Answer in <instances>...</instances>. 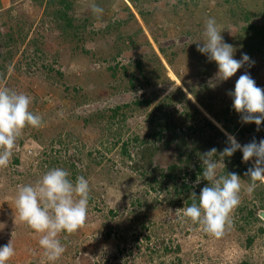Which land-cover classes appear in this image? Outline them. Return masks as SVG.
Wrapping results in <instances>:
<instances>
[{
    "label": "rangeland",
    "instance_id": "rangeland-1",
    "mask_svg": "<svg viewBox=\"0 0 264 264\" xmlns=\"http://www.w3.org/2000/svg\"><path fill=\"white\" fill-rule=\"evenodd\" d=\"M68 1L71 3L69 10L76 19L74 24L71 27L67 26L68 29L65 30L59 27L55 21L54 14L56 10L54 7H50L47 12L44 4L37 5L34 0H0V32L3 36L8 32L13 34L10 47L11 51L14 52L13 60L4 62L5 64H3L4 59L0 56V86H6L31 97L30 111H34V114L39 115L45 121L41 127V132L49 140L53 129L65 135L73 129L79 130L84 124L87 125L86 130L83 132L84 138L81 137L82 141L76 139V145L84 143V146H79V150H77V148H74V144H70L72 146H66L64 150L68 149L67 153L70 159L80 162L78 163L80 170H78L77 175L84 176L89 184L92 183L91 195L106 199V201L99 204L100 212L94 208V205H88L85 225L76 233L68 235L67 239H65L66 233H61L58 236L65 247V252L54 264H181L178 262V257H184V264H239L246 251L253 253L254 260L257 258L256 264H264V231L261 230V228L264 229L263 222L252 223L246 233L237 230L236 226L232 225L226 230L223 237L219 239L211 237L203 231L202 227L193 225L188 218H185L182 210L177 211L187 206L185 200L181 199L183 195H177L175 186H172L169 191L162 189L160 192H153L147 198H141L142 202L147 205L142 208L135 207L134 209H137V212H131L133 207L130 202L132 200L136 201L139 191L147 185L136 172L121 163L117 152L120 145L114 148L112 138H115L117 134V138L122 137L124 139L129 135L131 136L133 130H138L136 133L149 141L156 125H150L146 120V114L130 115L132 113L130 110L128 111L130 118L126 123L122 122L123 119L112 121L109 116H104L105 113L102 111L98 115V109L100 111L109 102L113 103L116 100V96H111L112 98L108 102L104 97L109 92L104 88L99 90L100 94L96 100L82 98L80 101L77 99L79 96L73 98L70 93L65 92L62 88V86L70 85V78H76L91 87L89 88L91 90L85 93L88 94L96 89L98 84L102 83L100 76L109 74V64H103L104 57L112 49V45L107 41L109 38L113 41L118 38V43H121L122 49L129 53L134 51V55L137 53V57L138 51L143 48L145 55L148 54L150 47L145 48L144 46V41L148 39L151 46L155 48L163 60L166 75L172 82L168 89H164L163 96L173 88L180 87L202 111H205L187 88L192 83L199 91L206 90L207 94L216 93L221 84L216 76L217 71L213 68L207 74H204L203 78L196 75L192 76L196 67L197 69L202 67L199 61L202 53L199 52V57H194L193 64L179 66L177 57L178 68L174 72L169 67L167 59L161 54L154 34H159L165 27L168 31H173L175 27L178 28L181 25L189 28L196 27L197 31L200 29L204 33L206 19L215 18L222 32L224 42L232 45L235 49L234 58L240 60L242 54L246 53L251 58V62H254L251 65L245 64L241 68V73H237L225 82L234 89L240 74L248 72L256 81L257 86L264 89V52L257 51L253 54L248 51L241 52L238 49L239 44H232L241 35L246 34V30L243 28L249 23L264 26V0H240L238 2L237 7L240 10L238 9L236 15H240L245 9H250L249 21L232 16V8L236 7L233 0ZM129 4L135 9L139 23L124 24L123 30L120 31L121 34L117 33L118 36L114 31L115 29H113L114 34L112 35L95 34L91 38L88 33L95 28L90 26L87 34L84 35L80 32L83 28L82 22L89 24V19L95 21V26L99 24L105 26L111 19L116 21L119 13L125 14V6H130ZM161 4L166 7L165 11L168 10L169 14H173V22H175L173 25L168 24L169 22L160 21L159 17L156 16L155 7ZM94 5L103 6L101 8L104 11L99 17L94 16L91 11ZM23 11L25 12L23 13ZM141 11H145L149 23L152 24V22L158 21L155 24L156 28L151 30L150 27H147L145 24L146 19L140 17ZM24 17L28 18V22L33 24L31 27L22 26ZM139 26L144 29L142 34L138 32ZM64 30H69V38L64 36ZM172 35H176L177 38L175 40L176 46L168 50L171 58L174 59V53L176 56L181 54L183 52L181 51L182 48L184 55L192 54V52L189 53L191 48L197 49L200 35L178 34L175 32H172ZM132 37H135L136 45L130 43ZM202 44L203 41H201V46ZM2 46L4 50L0 51L3 53L7 51V48L4 45ZM7 55L8 52L6 54L8 58ZM148 56H146V63L149 61ZM2 64L4 68L1 66ZM256 72L257 74H255ZM124 80L128 83L129 79L124 78ZM117 93H120V91H117ZM125 93L128 96L131 95V91H125ZM111 94L114 95L115 93L112 92ZM222 96L224 106L232 102L229 95ZM161 100H163V97L157 99L156 104ZM205 114L223 129L222 125L215 121L207 111H205ZM90 116L93 117L88 122L85 117L89 118ZM93 122L101 127L110 128L113 136L111 138L105 137L100 142L99 130ZM60 138L57 137L56 139ZM235 138L237 139L236 136ZM253 138L258 142L264 139V133L254 135ZM120 141H122L121 138ZM28 144H31V142ZM92 149L105 150L108 153V159L114 158V164L102 162L96 169L91 168L89 171L86 156ZM45 150H47L45 146L38 142L31 144V146L27 145L24 150H19L20 169H29L32 175L17 184V186L11 179L12 174L10 171L12 168L9 165L7 168H2V170L0 168V246L7 244L14 232L13 247L15 255L7 264H10L11 260L14 264H49L44 256V250L39 245L42 234L36 233L19 220L15 205L18 188L36 183L45 172V167L42 168L44 158L39 161L33 156V154H40ZM105 168H113V174L108 173L107 175ZM110 176L115 179L114 184L107 181ZM203 181L201 179L199 184L193 182V192L200 191L207 185V182ZM187 183H189V180H187ZM249 184L250 181L246 176L241 177L240 204L234 209L235 211H238L241 205H248L249 208L257 207V197L261 196L264 184L259 185L251 194L246 191ZM130 185L131 189L127 192L126 188ZM180 186L178 185L179 188ZM100 194L103 197H100ZM172 199L174 203L170 202ZM112 209L115 211L116 216L109 215L110 219L105 221V215ZM246 212L247 210L244 211V213ZM234 215L235 213L231 214V221L232 218H235ZM142 223H145L146 228L142 227ZM110 227L116 230H114V234L109 236L107 233ZM135 231L138 235L134 234ZM248 237L255 240L251 250L246 249L244 246ZM178 243H181L180 251L176 248L179 245ZM166 246H172L173 250L168 252L165 249Z\"/></svg>",
    "mask_w": 264,
    "mask_h": 264
},
{
    "label": "trees",
    "instance_id": "trees-1",
    "mask_svg": "<svg viewBox=\"0 0 264 264\" xmlns=\"http://www.w3.org/2000/svg\"><path fill=\"white\" fill-rule=\"evenodd\" d=\"M34 1L35 3H37V5L44 4L47 12L50 7L55 8L56 11L54 17L59 27H62L66 30L68 29L67 26L71 27L74 24V20L76 18L69 10V6L71 4L70 1ZM100 1L101 0H99V2ZM239 1L240 0H233V2L236 4V7L232 8V16H235L236 18L241 17L244 20L249 21L248 15L251 12L250 9H245V12L243 11L240 15H236L239 9V7H237ZM102 4L103 6H105L104 3ZM103 6L101 5V7ZM155 8V14L159 17L160 21L169 22L168 24L170 25H173L175 23L173 22V14H169L168 10L165 11V6L161 4L157 5ZM125 9V14L119 13L116 21H112L111 19L105 26L100 24L95 26V21L91 19H89L90 25L85 24L86 22H82L83 28L80 30V32L84 35L87 34V30L90 26L92 28H95L92 29L90 33H88L91 38H93V35L95 34L112 35L114 34V31L116 35L117 33L121 34L120 31L123 30L124 24L139 23V19L136 16L135 9L128 5L125 6ZM24 12L25 11H23V13ZM140 17L146 19H144L146 22L145 24L147 25V27H150L151 30L152 28H156L155 24L158 21L156 20L154 21V23L152 22V24L149 23V20L147 19L148 16L145 11L140 12ZM22 21V26L31 27L33 25L32 23L28 22V18L26 17H24ZM97 23L98 21L96 22V24ZM113 29L115 30L113 31ZM243 29L246 30V34L243 36L241 35L238 40H236L232 44H239L240 46L238 49L241 52L248 51L252 54L256 53L257 51L264 52V26H260L256 23H249ZM65 30L63 31L65 32L64 36L66 38H69V30ZM138 32L141 34L144 32L142 26H139ZM172 32L178 34H198L200 35L198 41L200 45L201 41L204 40V33L200 29L197 31L196 27L189 28L183 27V25H181L178 26V28L175 27L173 31H168V29L165 27L159 32V34H154L155 41L159 46L161 54L167 59L169 67L175 72L177 71L178 65L180 66L182 64H193L195 59L194 57H199V51H197V49L194 50L193 48H191L189 53L192 52V54L188 53L189 55H184V50H182V48L181 51L183 52L181 54H178L176 56V54L174 53V59L171 58L168 50L176 46L175 40L177 38L176 35H172ZM12 37L13 34L9 32L4 36L0 32V50H4V47L2 45L7 48V51L3 53L0 51V56L4 59L3 64H5L4 62H9L14 58V52L11 51L10 47ZM24 38L25 36L22 39L24 40ZM134 38L135 37H132V39L130 40V43L132 45H136V39ZM124 40L126 41L127 39ZM107 41L112 45V49L108 51L106 57H104L103 59V64H109V74H105L106 77L100 76V79L102 78V83L98 84V86H96V89L88 94L85 93L88 90L90 91L91 89L89 88L91 87L87 83L81 80H77L76 78H70V85H66V87L62 86V88L65 92L70 93L73 98L75 96H79V98H77L78 101H80L82 98L86 100H96L98 98L97 96L100 94L99 90H102L104 88V90L109 92L108 95H106L104 98H106L109 102V100L112 98L111 96H116V100H114V102L112 101L113 103L109 102V104L105 108L100 109V111L98 109V115L102 111L103 113H105L104 116H109L112 121H116L115 119H123L122 122L126 123L128 118H130V115L136 114V116H139L141 114H146V120L150 123V125H156L153 130L152 138L149 141H146L145 139L140 137L139 133H136L138 130H133L131 133L132 135H129L127 138L122 139V137H120L122 141H120L119 137L117 138V134L115 138H112L114 148H117V145H120V148L118 147L117 152L120 156L121 163L127 167H130L132 171L136 172L147 185L145 188L139 191L137 200H132V202H130L131 206L133 207L131 212H137V209H134L135 207L142 208L147 205L146 203L142 202L141 198H147V196H149L150 194L152 195L153 192H160L162 189H167L169 191L172 186H175L177 195H183L181 199L185 200L184 202L187 207L191 206L194 201L198 203V197L201 190L198 191L196 189L197 191L193 192V182L196 181L198 175H201V179H203V168L200 155L212 148H216L217 155L214 157V159L219 160V152L223 151V149L227 146V136L225 133L235 135L239 143L247 144L248 142H251L253 140L254 135H257L261 132L264 133V125H261L260 130L257 131V126L254 123H242L240 114H238L232 107L233 100L226 106L223 105L224 99L222 95H228L229 91L234 90L233 87L228 85L225 81L220 80L221 84L219 85L216 93L210 94H207L206 90H197L195 85L191 83L187 90L199 103V105L205 111H207L215 121L222 125L223 129H221L217 124L214 123V121H212L208 117V115L205 114V111H202L198 107V105L188 97L186 92L183 91L180 87L173 88V90L169 91L168 94L163 96L165 92L164 89H168V86L172 82H170L171 80L166 75V67L163 60L160 58V55L155 50V48L151 46V42L148 39L144 41V46L145 48L150 47V50L148 51L149 56L148 54L145 55L143 48L142 50L140 49L138 51V57L136 56L137 53L136 55H134V51H132V53L124 51L122 49V46H120L121 43H118V38L114 41L109 38ZM7 52L8 58L6 57ZM146 56H148L149 59L148 63L145 62ZM177 57L179 60L176 59ZM177 60L179 61L178 65L176 63ZM199 61L202 64V67H199V69H197L196 67V70L195 72H193L192 76L196 75L203 78L202 76L204 74H207L209 70L213 68L218 72L216 63L210 62L206 55L202 54V56L199 57ZM3 64L1 66L4 68ZM240 71L241 69L237 73H241ZM255 74H257V72ZM124 78L129 79L128 83L125 82L126 80H124ZM23 89L24 86L22 87V91ZM117 91H120V93L123 94L117 93ZM125 91H131V95H129L131 97H129L127 93H125ZM112 92H114L115 94L110 95V93ZM220 93L221 95H219ZM160 97H163V100L159 101L156 104L157 99L159 100ZM129 110L132 111L130 115H128ZM32 112L34 113V111ZM107 113L109 114L107 115ZM92 117L93 116L85 118L88 119L87 121L89 122L92 120ZM44 122L45 121H43V124ZM93 124L99 130V134L101 136L100 142H102L103 138L105 137L111 138L113 136V132L110 128L101 127L94 122ZM41 127H26L23 130L21 137L16 142L17 149L15 148L13 151L14 159L12 158L9 163V166L12 168V170L10 171V173L12 174L11 179H13L12 181L14 182L15 186L32 175L29 169H20L19 150H24L27 145L31 146V144L37 142L45 146V148L47 149L44 152L42 151V153L40 154H33V156H35V158L39 161L44 158V164L42 168L44 169L45 167V172L56 167L63 168L69 172V179L75 182V179L78 176L77 172L78 170H80V167L78 166V163L80 162L70 159L67 153L68 149L64 150V148L66 146H72L70 144H74V148H77V150H79V146H84V143L76 145V141H82L81 137L84 138L83 132L86 130L87 125L84 124L81 127L82 129H73V131H69L65 135H63V133L59 132L58 130L53 129L52 135H50V140L49 138L45 137V134L43 132H41ZM57 137L61 138L56 139ZM30 142L31 144H28ZM107 155L108 153L105 150H90V152L86 156L88 159L87 165L89 171L91 168L96 169L100 164H102V162L113 165L114 158L108 159ZM252 164V161L244 163L243 153L241 151H237L233 154V156L225 157L224 161L220 163L218 175L236 173L240 177H243L245 176L247 169L251 167ZM105 169L107 175L108 173H110V175L113 174V168ZM247 179L249 180L248 177ZM187 180H189V183H187ZM107 181L110 184L115 183V179L111 176L109 177V179H107ZM203 182L206 183L207 181L204 180ZM178 185H181L180 188L178 187ZM90 188H92V183H90ZM130 189L131 185L126 188V191L129 192ZM101 195L102 194H100V197H103ZM103 201H106L104 197L101 199L99 197L92 196L90 193V200L88 205H94V208L96 210H99L98 212H100L101 209H99V204ZM257 201L258 205L256 208H249L248 205H241L238 211L234 210L232 212L235 213V218H232V225H235L237 230L246 233L247 229L249 228V226H251L252 223H264V219L260 215V211H264V187L261 196L257 197ZM170 202H173V199L170 200ZM245 210H247L246 213H244ZM238 214L242 215L238 216ZM109 215L116 216L115 211L113 209L110 210L109 213L105 215V221H108L110 219ZM142 227L146 228L145 223H142ZM114 230L116 229L110 227L107 235L110 236L114 234ZM261 230L264 231V229L262 228ZM134 234L138 235L136 231ZM254 241L255 240L252 237H248L247 242L244 245L245 248L251 250ZM178 244L179 245L176 246V248L180 251L181 243ZM176 248L174 249L175 251L177 250ZM165 249L168 252L170 250H173L172 246H166ZM252 254L246 251L243 259L239 261V264H256L257 258L254 260L255 257H253ZM178 262L181 264L183 262L184 264V257H178ZM10 264H14L12 260L10 261Z\"/></svg>",
    "mask_w": 264,
    "mask_h": 264
},
{
    "label": "clouds",
    "instance_id": "clouds-1",
    "mask_svg": "<svg viewBox=\"0 0 264 264\" xmlns=\"http://www.w3.org/2000/svg\"><path fill=\"white\" fill-rule=\"evenodd\" d=\"M91 11L99 17L104 10L94 5ZM204 37L202 46L197 43V51L206 55L210 62L216 63L218 80L227 81L245 64H254L246 53L242 54L240 60L234 58L235 49L224 42L215 18L206 19ZM228 95L233 100V109L240 114L241 122L254 123L259 131L260 126L264 125V89L258 87L251 75L245 72L236 80L234 90L229 91ZM31 103L30 96L0 86V168L8 167L23 130L43 125L42 118L30 111ZM225 134L227 146L219 152V160L214 159L216 148L200 155L202 177L208 183L201 189L198 203L194 201L191 206L177 210H182L183 216L193 225L202 227L205 233L217 239L223 237L232 225L230 217L240 204L242 187L238 174L218 175L224 158L241 151L244 163L253 161L245 173L250 180L246 189L249 194L264 184V139L257 142L253 138L251 142L242 145L235 136ZM69 175L63 168H52L35 184L20 186L15 199L19 220L36 233L42 234L39 245L49 264H54L65 252L58 236L66 233L67 239L68 235L81 229L87 220L90 184L84 176H77L73 182ZM200 182L201 175H198L195 183ZM13 236L14 232L9 242L0 246V264H7L15 255Z\"/></svg>",
    "mask_w": 264,
    "mask_h": 264
},
{
    "label": "water",
    "instance_id": "water-1",
    "mask_svg": "<svg viewBox=\"0 0 264 264\" xmlns=\"http://www.w3.org/2000/svg\"><path fill=\"white\" fill-rule=\"evenodd\" d=\"M260 215L264 219V211H260Z\"/></svg>",
    "mask_w": 264,
    "mask_h": 264
}]
</instances>
